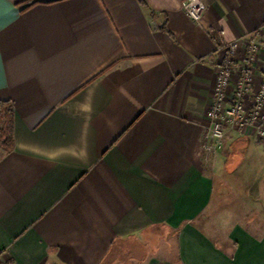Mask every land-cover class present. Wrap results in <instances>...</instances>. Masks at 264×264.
Returning a JSON list of instances; mask_svg holds the SVG:
<instances>
[{
	"label": "crops",
	"instance_id": "0c3cea01",
	"mask_svg": "<svg viewBox=\"0 0 264 264\" xmlns=\"http://www.w3.org/2000/svg\"><path fill=\"white\" fill-rule=\"evenodd\" d=\"M23 1L0 11V260L102 264L133 239L129 264H264L262 205L224 172L227 146L264 138L202 146L218 47L261 35L264 0H202L198 22L183 0Z\"/></svg>",
	"mask_w": 264,
	"mask_h": 264
},
{
	"label": "built area",
	"instance_id": "2783aa9c",
	"mask_svg": "<svg viewBox=\"0 0 264 264\" xmlns=\"http://www.w3.org/2000/svg\"><path fill=\"white\" fill-rule=\"evenodd\" d=\"M182 9L197 22L204 14L202 0H183ZM260 34L262 38L258 41L247 37L218 47L222 55L213 77V101L206 110L208 128L202 145L209 154L222 146L229 130L264 138V23ZM239 42L244 49L242 56L237 54ZM254 71L260 75L258 80L254 78ZM233 77L230 97L228 88ZM0 264L10 263L0 260Z\"/></svg>",
	"mask_w": 264,
	"mask_h": 264
},
{
	"label": "rangeland",
	"instance_id": "374dc122",
	"mask_svg": "<svg viewBox=\"0 0 264 264\" xmlns=\"http://www.w3.org/2000/svg\"><path fill=\"white\" fill-rule=\"evenodd\" d=\"M259 36L260 38H258ZM259 36L256 38L257 41L261 40L262 38L261 35ZM227 150L229 151L230 155H228L226 166H229L234 162V155L240 156L241 163L238 165V169L236 170V172L232 173L228 172L227 170L223 171L226 175H228V178L230 179V181H232V184H239V182L240 184H244L245 187L239 190V192H242V194L246 195L248 202L249 198L255 199V202L258 201L259 204L262 205L261 211H263L264 213V143L257 142L245 137H239L237 138L235 144L227 146ZM235 176L238 177L240 181H234ZM219 178L220 177H218V179ZM235 190L234 188L232 189V191ZM236 203H239L242 208L244 207L243 205H245L242 199H236L235 197L229 196L227 200L228 206L226 209L231 212ZM246 205L247 207H250V204ZM226 213L228 212L226 211ZM261 221L264 222L263 219ZM228 223L230 224V222H227V224ZM167 257L173 258V254H168Z\"/></svg>",
	"mask_w": 264,
	"mask_h": 264
},
{
	"label": "trees",
	"instance_id": "16d2710c",
	"mask_svg": "<svg viewBox=\"0 0 264 264\" xmlns=\"http://www.w3.org/2000/svg\"><path fill=\"white\" fill-rule=\"evenodd\" d=\"M37 1L26 0L22 3L24 6H29ZM139 2L145 4L144 0H139ZM13 121L12 102L9 100L0 101V150L2 154L9 153L14 149ZM132 241L133 239H116L112 243L102 264H129V261L133 258V251L126 252L125 247L132 249L134 247Z\"/></svg>",
	"mask_w": 264,
	"mask_h": 264
},
{
	"label": "snow or ice",
	"instance_id": "6c2138e0",
	"mask_svg": "<svg viewBox=\"0 0 264 264\" xmlns=\"http://www.w3.org/2000/svg\"><path fill=\"white\" fill-rule=\"evenodd\" d=\"M4 6H5V0H0V11H2Z\"/></svg>",
	"mask_w": 264,
	"mask_h": 264
}]
</instances>
